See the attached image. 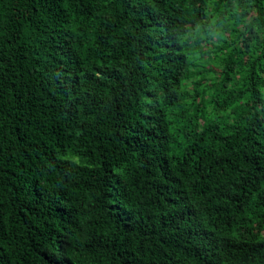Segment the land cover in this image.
<instances>
[{
    "label": "trees",
    "instance_id": "16d2710c",
    "mask_svg": "<svg viewBox=\"0 0 264 264\" xmlns=\"http://www.w3.org/2000/svg\"><path fill=\"white\" fill-rule=\"evenodd\" d=\"M0 264H264V0H0Z\"/></svg>",
    "mask_w": 264,
    "mask_h": 264
}]
</instances>
